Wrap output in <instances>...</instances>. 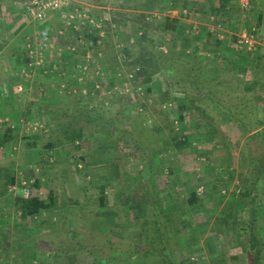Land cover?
Here are the masks:
<instances>
[{"label":"rangeland","instance_id":"1","mask_svg":"<svg viewBox=\"0 0 264 264\" xmlns=\"http://www.w3.org/2000/svg\"><path fill=\"white\" fill-rule=\"evenodd\" d=\"M25 1L27 0H24L23 4L20 2L23 14L26 16V21H31L35 27L33 35H24L23 31L16 35L18 47L22 49L25 45V50H28L27 45L30 44L35 51L44 56L45 61L49 62L45 57V51H48L50 57L53 54L56 57L57 53L56 51L52 53L51 50L54 48L52 46L40 48L37 44L39 38L37 34L42 28L37 25L42 22L31 19L24 12ZM81 1L107 8L109 12L108 14L98 12L93 16L92 25L81 27L80 31L73 29L70 49L79 48L83 52L87 49H90L89 52L94 49L100 51L101 38H105L103 36L106 34L108 39L105 41V47L109 51V61H106V64L109 65L110 70L101 68L103 72L98 74L95 69V74H89L84 80L83 74L88 71L87 63L90 61H85L86 64H82L83 67L77 74L76 68L74 70L67 67V71L70 72L68 73L60 68V63L58 65L55 60L51 64L58 68L47 70V74L56 73L49 77L57 79L59 88L65 92H74L72 88L77 83L80 87L82 85L92 87L102 82L110 83L106 85L109 91L92 95L95 98L92 101L87 99V94H76L74 100L85 106L88 111V119H81L79 123H87L86 129L91 134L88 133L82 140H75L72 144L64 146L54 143L56 146L50 149H43L42 146L54 141L59 132L57 122L69 120L67 116L61 115L59 118L52 116V121L49 122L34 106L28 115L20 108L12 109L10 111L12 121L5 120L4 113L0 112V125L12 128L15 134L9 142L0 145V169L8 168L9 173L15 177V183L6 186L7 188L4 179L0 177V192H2L0 193V264L124 263L109 262L104 254L113 251H110L111 244H115L117 248L129 246L128 237L136 232L135 227L130 225L133 213L129 205H140L142 217L152 219L151 204L145 199L149 198L151 193L148 187L147 167L151 169V176L155 179L154 194L161 201L164 214H167L168 208L174 211L170 216L172 220L167 221L166 218H162V225L156 224V228L160 227L166 237L168 254L176 263L247 264L248 261L242 251V240L238 235L236 236V230L239 219L246 220L249 212L235 201L238 191L244 187L248 174L249 158L244 136H241L234 123L209 101L194 97L196 104L207 109L209 117H204L198 109L193 108L188 101L192 98V94L190 95L186 90L188 84L183 81L173 84L174 78L169 79L170 76L164 69L157 70L152 67L155 71L150 81H144L143 76L139 75L140 70L146 67L139 61L152 51L150 43L159 47V44L168 40V36L162 31L149 25L145 30L147 43L139 42L140 24L134 18V13L141 9L142 0ZM145 1L150 2V0ZM128 5L136 6V9L125 11L124 8L127 9ZM263 7V2L258 6L253 5L250 15L239 11L237 16L242 21L249 19L248 22H252L255 20L254 10ZM149 10L151 11V7L148 4L144 12L147 15L146 20L152 17ZM109 15L114 16L115 22L111 17L109 18ZM111 23L115 26H111ZM250 28L247 32L256 36L257 30L254 24ZM68 29L70 28H66L65 31ZM101 29L104 31L103 35H100ZM261 32H263L261 39L264 41L263 26ZM80 39L83 40L82 43ZM118 41H122V44L119 45ZM88 42L92 44L89 46ZM124 44L127 45V50L122 54L120 61L117 56L120 48L126 47ZM182 44L180 42L178 46L176 45L175 52H180ZM256 48V46L252 49L238 48V53L254 52L252 54L254 56L258 52L260 55V58H253L255 76L247 78L239 69L235 72L223 71L217 78L213 76L210 78L213 82H219V89L231 92L229 95L222 93L217 95L220 100L232 104L234 102L231 99L243 91H247L254 100L258 97L262 98L264 86L260 78L262 70L264 71L262 50L264 48H258L259 51ZM231 62L229 61L227 65L229 70H232ZM73 65L76 66L74 62L68 64L67 61L66 66L73 67ZM38 68L41 70L39 66H30L31 72H38ZM83 70L86 72H82ZM15 72H17L15 76L19 77L18 70ZM81 88L85 89V87ZM166 90H169L167 94L164 93ZM172 97L175 102L168 101ZM29 100L24 96L23 104ZM93 101L96 102L105 121L113 120L123 129L131 131L134 129L143 139L156 142L158 147L143 151L128 135L122 134L108 122L92 121L90 112L94 110L91 107ZM256 102L258 114L264 118L263 100ZM32 104H35L34 101ZM76 110L72 109V112ZM19 115L25 116V121L17 123L16 119L21 117ZM36 136L38 138L35 141L36 146H28ZM92 138L95 141H92ZM103 139L104 142H98ZM109 143L112 147L108 145ZM165 143L171 147L166 148ZM105 146L114 148L112 155L96 150ZM42 150L46 151L44 156H33L34 153L39 155ZM120 150L129 154L126 153L125 157L118 155ZM135 168H139L140 177L137 179L140 181L136 184L133 181V177H136ZM50 191L55 198L50 210L38 216H30L27 220L21 219L22 216L17 213L19 216L16 217L20 218V221H12V216H15L12 215L15 213L12 206L13 197L17 195L26 197L27 192L28 196L36 195L47 199ZM141 192H145L148 197L141 196ZM193 192L199 200L188 205L186 202ZM101 197L106 203L103 206L100 205ZM137 202L140 204H136ZM185 209L191 211L185 214L183 223H179L176 216L178 213L184 214ZM5 216L10 217L8 225L1 222L2 218H6ZM258 218L260 227L264 229V198L258 204ZM76 237L79 238L77 241ZM150 261V264H163L153 259ZM129 262L144 264L140 259Z\"/></svg>","mask_w":264,"mask_h":264},{"label":"crops","instance_id":"2","mask_svg":"<svg viewBox=\"0 0 264 264\" xmlns=\"http://www.w3.org/2000/svg\"><path fill=\"white\" fill-rule=\"evenodd\" d=\"M23 1L24 0H0V112L4 113L5 120L10 119L13 121V118L10 116V111H12V109L17 110L18 108H20L21 110H25L26 114L28 115L30 113L29 111L34 106V108H37L39 112L40 108L44 109L46 106H48L52 109H56L59 111L62 110L63 112L68 111V114H73L72 109H78L79 106H83L78 104L77 100H74L76 99V94H87V99H91L92 101L95 99L92 95L98 93L104 94L108 92L109 90H107L108 87H106V85H110V83L108 84L104 82L99 85L94 84L92 87L82 85L81 87H85V89L81 88L79 83H77V85L75 84V87L72 88L74 92H65L62 91L61 88H59L57 79L49 77L56 75V73L47 74V70L58 68L57 66H53L51 64L55 60L57 64L60 63V68H63L68 73L70 72L67 71V67H70L74 70L76 68V70L78 71L77 74H79V72L81 71V67H83L82 64H86L85 61L87 60L90 61L89 63H87L88 71H84L86 72V74H83L84 80L89 74H95V69H97L96 73L98 74L99 72H103L101 68L107 69L108 71L110 70L109 65L106 64V61H109V51L105 47V41H107L108 39L106 38L107 35L105 34V36H103L105 38H101L102 46L100 51H96V49H94L89 52L90 49H87V51L83 52L79 48L75 50L74 48L70 49V37L72 36L71 32H73V29L80 31L82 29L81 27H85L87 24L78 28L73 26H64L60 18L58 17V14L56 13L50 14L44 22H42L40 25L38 24L37 26H46L50 30V37L48 39L49 42L47 46H52V48L54 47L51 51L52 53L56 51L57 56L55 57V55L53 54L50 57L48 51H45V57H47V60L49 62L45 61L44 56L42 55L44 61L41 70L40 68H38V72H31L30 66L32 65H30L28 62L29 60L27 57V50H25L24 48L25 45H23L24 43H22V49H19V42H17V40L15 39L16 35L21 31H23L24 35H33L34 33L35 24L31 21L27 22L25 19L26 16L23 14L20 5V2H22L23 4ZM242 1L243 0H229L224 5V7L220 8V0H152L153 4H151L150 6L151 11L149 10V13L152 14L153 18L157 19L162 15L178 18L179 27L182 28V31L185 34V43H183L184 47H182L184 50V54L179 57V60L183 62H190L195 60L197 63H199L201 71L203 72L204 77H206L207 79H210L212 76L214 78H217V76L222 75L223 71L228 70L231 72H235L239 69L242 70V74H245L247 78H251L255 76L256 73V69L254 66L255 61H253V58H260V55H258V52L254 56L252 55L254 52L238 53L239 49L236 45V40L240 34H242L243 32H247V29H251L250 27L252 26V24H254V28H256L257 30V37L254 35V41L257 44L256 50L258 48H264V41H262L261 39V35L263 34V32H261V29L262 26L264 27V7L262 9L260 8L259 10H254L255 22H248L249 19H244L242 21V19L237 15L239 11L245 13L246 15L249 14L253 11V5L258 6L262 2L264 3V0H249L248 7L242 6ZM69 2L71 6L80 5L81 7L86 8L90 12L91 16L96 15L98 12L102 14H108L109 12L107 8H102L101 6L94 5L93 3H86L81 0H69ZM104 9H106L107 11ZM124 10H129V8H124ZM110 17L115 22L113 18L114 16L112 17L109 15V18ZM66 28L70 29L65 31ZM118 42L119 45L122 44V41ZM115 44L116 40L113 42L114 46ZM162 44H159L158 48L165 52L166 49L164 47H167L168 43L162 42ZM179 44L180 42L178 41L177 46ZM124 45L126 47L120 48V53L117 56L120 61L122 59V54H125L126 52L124 51L127 50V45ZM262 50L264 51V49ZM60 51H62V53H59ZM58 54L61 55L58 56ZM67 61L68 64H70V62H74L76 66H66ZM229 61H232V70H229V66H227ZM17 70L19 73L18 76H21V78L15 76L17 74V72L15 71ZM62 73L64 72L62 71ZM57 75L59 74L57 73ZM100 77H98L99 80H101L102 78ZM99 80L96 81L99 82ZM95 87H97L98 89H95ZM65 93H68L69 95ZM24 96L28 98V100H31L23 104ZM51 98H53L57 102L60 101L61 103L56 104V102ZM73 100L75 101L74 103ZM33 101L35 103L34 105L32 104ZM168 101L175 102L174 98ZM85 103H87V101ZM91 107L93 109H98V106L94 101L92 102ZM41 113L44 114L47 121H52L49 113ZM19 116L21 117L19 119H16L17 123L25 121V116ZM60 116L61 115H59L57 118H59ZM91 140L95 141V139L93 138ZM98 142H104V139ZM108 145L112 147L110 143ZM109 146H105L104 148L96 150L103 151L105 152V154L112 155V149L114 148H109ZM91 147L93 148L94 144ZM121 151L122 150H120L118 155H122L125 157L127 156L126 153L129 154V152ZM31 153L33 155V152ZM45 154L46 151L42 150L39 155H35L34 153L33 156L42 157ZM138 169L135 168L136 177H133V181H135V184L140 181L137 180L140 179V177L138 176ZM147 170L149 173L148 187L150 191L153 182L155 183V179L153 178V176H151V169L147 167ZM125 171L127 172L129 170ZM143 184H145V182H143ZM148 187L146 184V188ZM149 191L147 192L148 194ZM140 195L143 197H148L145 192H141ZM145 199L147 201L148 198ZM136 204H140V202H137ZM12 215H15L12 216V221H20V218H17L19 216L17 213H14ZM5 217L6 218H2L1 222H4L6 225H8V219H10V217ZM27 218L21 219L27 220ZM121 264L131 263L127 261Z\"/></svg>","mask_w":264,"mask_h":264},{"label":"trees","instance_id":"3","mask_svg":"<svg viewBox=\"0 0 264 264\" xmlns=\"http://www.w3.org/2000/svg\"><path fill=\"white\" fill-rule=\"evenodd\" d=\"M220 1V8H222L229 0ZM148 4L151 6V4H153L152 0H150L148 3H146L145 0H142L141 9L134 13V18L140 24V26H138V30H141L139 42L145 44L147 43V35L145 30L149 27V25H151L155 29L162 31L168 36V40L166 41L168 45L166 44L167 47L166 51L164 52L159 50L158 46H156L154 43H150V48L152 51L150 53L148 52L149 55L147 57H144L141 61H139L146 65V67L144 66L142 70H140L139 75L143 76L144 81H150L152 79V74H154L155 71V69L152 70V67L156 68L157 70L164 69L167 74H169V79L174 78L175 83L173 84H176L177 82L179 83L180 81L186 82L188 84L186 90L190 95L192 94V98H190V96L186 97H188V99L190 98L188 101L192 104L193 108L198 109V111H200L204 117H209L206 112L207 109L202 107V105L200 106L199 104H196L194 99L198 97L201 100L209 101L220 110L221 114H223L229 121L233 122L239 134L244 136L249 158L248 174L244 183V187L242 190L238 191L235 201L240 204L241 208H246L248 210L249 216L246 220L242 218L239 219L236 236L238 235L242 240V251L248 261L247 264H264V229L260 227L258 220V204L261 199L264 198V118L258 114V106L256 105V101L262 100L264 104V91L261 94L262 98L258 97L255 100L249 94H247V91L238 93L237 96L233 97L231 101L234 103L232 104L220 100L217 95H220L221 93L229 95L231 92L229 91V93L219 89V82H213V80L204 77L199 63H197L195 60L190 62H183L179 60V57L184 54V50L182 48L180 52H175L174 49L178 41L185 43V34L182 31V28L179 27L178 18L162 15L158 19L149 17L150 19L146 20L147 15L144 12L146 11ZM135 7L136 6H127V8L132 9L133 11L136 9ZM182 46L184 47V44H182ZM144 49L145 47L143 46V50ZM260 80L261 84L264 86L263 70ZM168 83L172 84V82ZM164 93L167 94L168 90H166ZM173 98L174 97L171 99ZM46 107V109L40 108V112H47L51 117L53 116L55 118L64 114V116H67V119L69 120L57 122V128L59 132L56 134V138L53 142H49L46 146L43 145V149H50L51 147L56 146L54 143H59L62 146L66 144H72L75 142V140H82L83 138L87 137L88 133H90L89 130L86 129L87 123H79L81 119H88V111L85 106H79L76 111L72 112L74 115L68 114V111L63 112L62 110L59 111L49 108L48 106ZM262 112L264 113V105L262 106ZM90 116L92 117L91 120H94L96 123L97 121L102 123L108 122L116 129H119L122 134L128 135L132 139V142L140 147L143 151H149L150 148L152 149L153 147H158L156 142L143 139L138 132L134 131V129H132V131L123 129L119 123H115L113 120L105 121L103 114L99 112V109L92 110L90 112ZM0 126V145H2L6 142H9L15 134L12 128L4 125ZM37 139L38 138L36 136L35 140L32 143H29L28 146H36L35 141ZM164 145L166 148L171 147V145L166 143ZM0 177L1 179H4L5 187L15 183V177L9 173L8 168L0 169ZM155 186L156 185L153 182L151 193L148 198V203L151 204L150 213L152 215V219L149 220L147 217H142L143 214H140L142 213L140 205H129V209L132 210L133 213V218L130 220V225L135 227L136 232L128 237L127 241L129 246L117 248L115 244L109 245L111 249L110 251L113 250L115 253L112 251L108 254H104L107 261L121 263L133 259H140L144 262V264H150V260L153 259L157 260L158 262H162L163 264H178L168 254L167 240L163 232H161L160 227L156 228V224L162 225V218H166L167 221L172 220L170 216L174 211H172L173 209L171 208H166L167 214H164L162 203L158 200L156 194H154L156 188ZM126 195L128 196V193H126ZM198 200L199 199L197 198L196 194L193 192L190 194L186 204L192 205ZM128 201H130V199ZM105 204L104 198L101 197L100 205L103 206ZM53 205L54 198L52 191H50L47 199H42L36 195H31L28 197L17 195L13 197L12 200L14 212L20 213L22 218L41 215L43 212L50 210ZM178 210L179 209H177V211ZM190 211L191 209H185L184 214H177L176 218L178 219L179 223H183L185 214L189 213ZM78 239L79 238L76 237V241ZM232 257L233 259H236L235 256Z\"/></svg>","mask_w":264,"mask_h":264},{"label":"built area","instance_id":"4","mask_svg":"<svg viewBox=\"0 0 264 264\" xmlns=\"http://www.w3.org/2000/svg\"><path fill=\"white\" fill-rule=\"evenodd\" d=\"M249 0H243L242 6L248 7ZM24 12L35 21H45L52 13L58 14L62 24L64 26L80 27L83 25H92L94 22L93 16L90 12L80 5L71 6L69 0H27L23 5ZM86 25V27H87ZM111 26H115L111 24ZM104 31L101 29L100 35H103ZM39 38L37 44L40 48H44L48 45V39L50 37V30L43 26L39 30ZM83 40L80 39V43ZM92 43L88 42L90 46ZM236 45L238 48L246 47L248 49L255 48L256 43L254 41V34L249 32H243L237 37ZM27 56L29 58L30 65L43 66V58L40 52L35 51L30 44L27 45ZM86 67V66H85ZM84 72V70L82 71ZM26 197L28 193L26 192Z\"/></svg>","mask_w":264,"mask_h":264}]
</instances>
